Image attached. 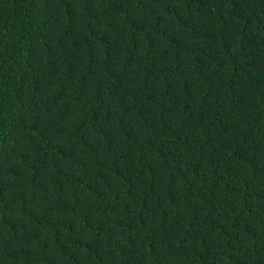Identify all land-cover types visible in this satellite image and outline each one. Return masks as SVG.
<instances>
[{"label": "trees", "instance_id": "16d2710c", "mask_svg": "<svg viewBox=\"0 0 264 264\" xmlns=\"http://www.w3.org/2000/svg\"><path fill=\"white\" fill-rule=\"evenodd\" d=\"M0 264H264V0H0Z\"/></svg>", "mask_w": 264, "mask_h": 264}]
</instances>
